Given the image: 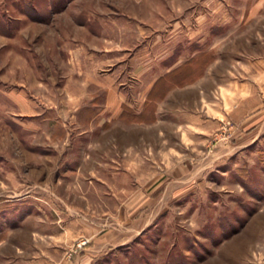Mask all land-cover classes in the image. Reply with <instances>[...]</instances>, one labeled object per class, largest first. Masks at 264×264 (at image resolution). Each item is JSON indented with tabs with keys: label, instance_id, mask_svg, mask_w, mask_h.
<instances>
[{
	"label": "rangeland",
	"instance_id": "374dc122",
	"mask_svg": "<svg viewBox=\"0 0 264 264\" xmlns=\"http://www.w3.org/2000/svg\"><path fill=\"white\" fill-rule=\"evenodd\" d=\"M0 264H264V0H0Z\"/></svg>",
	"mask_w": 264,
	"mask_h": 264
},
{
	"label": "trees",
	"instance_id": "16d2710c",
	"mask_svg": "<svg viewBox=\"0 0 264 264\" xmlns=\"http://www.w3.org/2000/svg\"><path fill=\"white\" fill-rule=\"evenodd\" d=\"M184 67H185V66H184ZM184 67H182V68L184 69ZM169 77H171V76H169ZM171 80H173L172 77H171ZM158 83L161 84V83H163V81L160 80ZM130 115H131V114H130ZM126 118H127V120H129V119L131 120L133 117H132V115H131V116H126Z\"/></svg>",
	"mask_w": 264,
	"mask_h": 264
},
{
	"label": "crops",
	"instance_id": "0c3cea01",
	"mask_svg": "<svg viewBox=\"0 0 264 264\" xmlns=\"http://www.w3.org/2000/svg\"><path fill=\"white\" fill-rule=\"evenodd\" d=\"M181 162H182V163H184V164H183V167H184V165H186L185 163H187V162H186V161H184V160H183V161H181ZM181 162H180V164H177V166L179 165V167H182V163H181ZM170 165H171V166H176V164H173V165H172V164H170ZM169 167H170V166H169Z\"/></svg>",
	"mask_w": 264,
	"mask_h": 264
}]
</instances>
